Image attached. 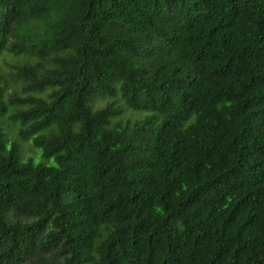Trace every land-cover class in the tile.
<instances>
[{
  "label": "trees",
  "instance_id": "trees-1",
  "mask_svg": "<svg viewBox=\"0 0 264 264\" xmlns=\"http://www.w3.org/2000/svg\"><path fill=\"white\" fill-rule=\"evenodd\" d=\"M0 58V264H264V0H0Z\"/></svg>",
  "mask_w": 264,
  "mask_h": 264
},
{
  "label": "rangeland",
  "instance_id": "rangeland-1",
  "mask_svg": "<svg viewBox=\"0 0 264 264\" xmlns=\"http://www.w3.org/2000/svg\"><path fill=\"white\" fill-rule=\"evenodd\" d=\"M10 62H12V58H9ZM0 70H5L6 75L5 79L9 81L8 85L10 86L12 84V81H10V68L3 62V58H0ZM9 97V96H8ZM107 99H101L99 101H96L93 103L94 108H101L104 107L107 104ZM117 103L121 104V102L117 101ZM144 117L143 113H135L129 109H123V111L117 116V121H121L122 123H126V121H134L137 119H141ZM115 121V119H114ZM18 124L13 123L8 118H5L3 120L2 128L5 132L6 138L9 142H16L19 147L20 155L23 159H34L35 163H43L46 165H53L54 161L52 158L46 159L40 155V150L36 149L31 143L21 141L18 137Z\"/></svg>",
  "mask_w": 264,
  "mask_h": 264
}]
</instances>
